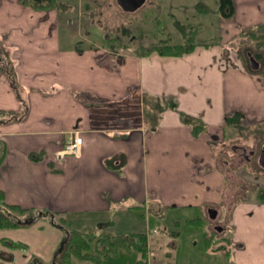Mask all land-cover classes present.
Masks as SVG:
<instances>
[{
    "label": "crops",
    "instance_id": "obj_1",
    "mask_svg": "<svg viewBox=\"0 0 264 264\" xmlns=\"http://www.w3.org/2000/svg\"><path fill=\"white\" fill-rule=\"evenodd\" d=\"M187 1L145 0L140 6L155 3L164 13L150 18V28L165 31L159 38L145 37L136 45L106 37L76 45L69 11L74 3L39 10L19 0H0V39L21 90L19 98L0 78V109L24 113L21 119L0 122V189L8 203L64 212L72 228L88 233L113 234L116 230L105 229L112 213L124 217L116 224L131 228L134 219L127 221L124 213L137 211L141 224L148 225L151 218L141 214L144 209L160 217L174 207L193 215L200 210L207 215L203 220L219 230L217 238L229 243L222 251L230 264H264V198L259 192L264 183L250 187L234 178L235 169H227L254 153L242 143L231 160L223 149L216 155L225 126L256 128L264 139V76L250 73L238 52V46L250 43L243 29L264 27V0H232L231 18L221 16L218 0L211 6L204 0L187 6ZM91 2L95 10L116 8L112 2ZM81 5L79 0L77 15L72 12L76 18ZM95 16L91 12L90 18ZM120 24L111 23L114 29ZM165 43L195 47L178 56L135 53L137 46ZM83 92L89 98H77ZM146 97L173 101L157 124L146 117ZM194 124L205 129L193 137ZM74 132L83 137L79 154L61 155ZM244 185L249 191L243 198L228 200V189L225 196L227 186L243 193ZM223 206L229 227L225 235L214 223ZM173 232L151 236L153 250L171 258L167 246L173 245L170 237H177ZM63 238L62 230L45 219L0 229V264H56L54 254ZM5 240L25 246L10 248Z\"/></svg>",
    "mask_w": 264,
    "mask_h": 264
},
{
    "label": "rangeland",
    "instance_id": "obj_2",
    "mask_svg": "<svg viewBox=\"0 0 264 264\" xmlns=\"http://www.w3.org/2000/svg\"><path fill=\"white\" fill-rule=\"evenodd\" d=\"M78 1L79 0H60V2H65L66 4L71 2L74 3V5H69V11H71V18L74 17L73 20L75 21V23L71 25V31L77 39L75 43L76 45H86L97 40L104 41L106 37H112L114 39L119 37L123 43H129L133 41L136 45H140L144 42L145 37L153 38L155 36L159 38V35L165 32L164 30L159 29L156 26L150 28L151 15H158L162 17L164 14L160 13V11L157 10L158 8H156L154 5L155 3H148L146 6H142L137 10L125 12L121 10L115 0H95L100 2V4L112 2L113 7L116 6L115 9L113 8L114 11L110 10L108 7L95 10V6L92 5L91 0H80L82 3V14L80 15V18L79 16H77L76 18L74 14L76 13ZM204 1L209 6L214 0ZM87 3L89 5V9L85 7ZM192 3L193 0H189V2L187 1L185 4L188 6L192 5ZM91 12H95V19L90 18ZM75 18L79 19V24L76 22ZM118 20L121 22V24L119 27L114 29V26H112L111 23H114ZM62 26L63 25L61 21L60 24H58V27L60 28L61 36L63 37L64 26ZM88 31L90 32V37L87 38L88 40H84L83 38L87 37ZM121 33L124 37L121 35ZM117 43H119V40L116 41L115 45H117ZM260 61L259 63L263 70L264 62L263 60ZM172 105L173 101L171 99L153 100L146 97L143 109L146 110V117L149 119V121L153 124H157L159 122V118L161 119L163 117L162 114L166 110L171 109ZM225 135L226 137L224 139V143L218 144L219 148L216 151V155L219 153L220 149H223L226 158L229 157L227 159L231 160L240 153L239 150L235 152V147L240 146V144L242 143H246L254 153L252 156H248L247 160H244L239 165L227 166L228 170L235 169V171H237L234 178H238L242 183L246 182L250 185V187L251 185L252 187H255L256 184L264 183V169L258 163L260 151L263 148L261 147V145L262 143H264V139L261 137V131L256 128H246L243 126H225ZM231 137H235V141H232ZM227 189L230 194V197L228 196V200L231 199L230 201L243 198L242 196H246L249 191L245 187V185L242 186L243 193L239 192V190L235 187L227 186L224 189L225 196L228 195L226 191ZM259 192L264 198V192H262V190H259ZM225 209L226 206H223L221 210H218L220 211V214L214 222L219 227L225 229L224 233L223 231L221 232L224 235L226 234V232H228L229 229V227L227 226L228 217L224 214ZM119 213L120 212L112 213V216L110 218L112 222L109 225L107 224V226H105V229L110 231L116 230L114 233L124 234L145 232L147 234V242L149 245L147 251V264H230V256H228V253L226 251H222L224 247L229 246V243L224 239L217 238L219 230H215L214 227L206 221L204 224H196L189 221V219H194L197 215H200L202 219L204 218V216H207L206 214L202 216L200 210L197 215H193V211H180L179 209H176V207H174L172 208V210L165 209L163 211V215H161L160 217L153 215L152 213H149L144 209L142 210L141 214H144L146 219L151 218V221L148 225L141 224V222L143 223V220L139 217L140 213L138 214L137 211L132 215L130 213H124V215L126 216L125 219L127 221L129 220L128 218L134 219V223L131 224V228H126V224H122V226L116 224L117 221L121 220V217L122 220H124V217L121 216L122 214ZM153 229H155L157 233H150L151 231H153ZM173 230L175 232H178V235L175 239L169 236L170 239H168V241L173 243V245L169 244L167 246V248L171 250V253L173 254L171 255V258H168L167 256L164 257V254H161V251L153 250L154 247L152 246L149 238L151 236L152 238H154L155 236L153 235H158L159 232L161 234L164 233L165 235L167 233L170 234V232H173ZM206 235H212L210 236V238H208V240H214V243H210V245L207 247L205 246L206 240H204V236ZM222 235H220V237H222ZM162 239L165 240L164 238ZM166 254H169V252H166ZM139 256V253L133 249H118L113 253H109L105 257H102V260L100 262L74 259L73 264H135Z\"/></svg>",
    "mask_w": 264,
    "mask_h": 264
},
{
    "label": "trees",
    "instance_id": "obj_3",
    "mask_svg": "<svg viewBox=\"0 0 264 264\" xmlns=\"http://www.w3.org/2000/svg\"><path fill=\"white\" fill-rule=\"evenodd\" d=\"M23 5L32 6L35 9L43 10L48 8L61 9L62 3L60 0H19ZM218 9L223 18H231L234 14V6L232 0H218ZM243 37L248 38V45L238 46V52L243 57L247 70L250 73L261 74L262 68L254 70L249 66V55L255 56L257 60L264 62V27L254 26L250 29H243L241 31ZM247 44V43H246ZM194 44H153L148 46H137L135 53L138 56L147 55L152 52H157L162 56L172 55L178 56L190 52L194 48ZM240 47V48H239ZM261 62V61H260ZM0 78L7 79L10 86L15 90L17 96L20 98L21 90L15 74V67L11 54L7 51L4 42L0 39ZM77 98L87 97V93H77ZM156 100L155 98H151ZM26 111V107L24 106ZM24 113L16 111H4L0 109V122L11 121L12 119L23 118ZM204 126L201 124H194L191 127L192 135L198 136L204 131ZM45 219L55 227L62 230L64 238L61 241L58 249L54 254L56 264H73L74 259L82 261L100 262L102 257L109 253H113L118 249H133L139 253V258L135 264H147L148 242L147 234L145 232L129 233V234H111L96 232H82L71 227L70 222L65 218L64 212L48 211L42 208L22 207L18 204H10L4 198V192L0 189V229L16 228L27 226L34 222ZM190 222L204 224L205 220L201 217L197 219H189ZM178 235V232H173ZM212 235L204 236L206 246L214 243V240H208ZM5 243L10 248L24 247L25 245L19 241L13 242L5 240ZM93 250V251H92Z\"/></svg>",
    "mask_w": 264,
    "mask_h": 264
},
{
    "label": "water",
    "instance_id": "obj_4",
    "mask_svg": "<svg viewBox=\"0 0 264 264\" xmlns=\"http://www.w3.org/2000/svg\"><path fill=\"white\" fill-rule=\"evenodd\" d=\"M121 7V9L125 12L134 11L140 8V6L144 3L145 0H116ZM249 66L254 70H258L260 67L259 61L253 55H249ZM258 163L264 169V148L260 151V155L258 158Z\"/></svg>",
    "mask_w": 264,
    "mask_h": 264
},
{
    "label": "built area",
    "instance_id": "obj_5",
    "mask_svg": "<svg viewBox=\"0 0 264 264\" xmlns=\"http://www.w3.org/2000/svg\"><path fill=\"white\" fill-rule=\"evenodd\" d=\"M83 142V137L78 134V132H74L72 135V138L68 140V142L64 145L62 148V153L63 154H69V155H78L80 150H81V145ZM60 155V156H61ZM157 232L156 230L153 229L150 233H155Z\"/></svg>",
    "mask_w": 264,
    "mask_h": 264
}]
</instances>
